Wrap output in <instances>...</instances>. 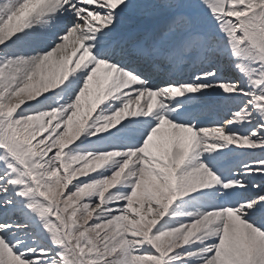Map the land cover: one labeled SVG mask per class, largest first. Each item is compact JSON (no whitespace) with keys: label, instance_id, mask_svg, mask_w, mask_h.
Here are the masks:
<instances>
[{"label":"snow or ice","instance_id":"1","mask_svg":"<svg viewBox=\"0 0 264 264\" xmlns=\"http://www.w3.org/2000/svg\"><path fill=\"white\" fill-rule=\"evenodd\" d=\"M0 264H264V0H0Z\"/></svg>","mask_w":264,"mask_h":264},{"label":"rangeland","instance_id":"2","mask_svg":"<svg viewBox=\"0 0 264 264\" xmlns=\"http://www.w3.org/2000/svg\"><path fill=\"white\" fill-rule=\"evenodd\" d=\"M144 211H146V212H147V209H145Z\"/></svg>","mask_w":264,"mask_h":264},{"label":"bare ground","instance_id":"3","mask_svg":"<svg viewBox=\"0 0 264 264\" xmlns=\"http://www.w3.org/2000/svg\"><path fill=\"white\" fill-rule=\"evenodd\" d=\"M146 212V211H145Z\"/></svg>","mask_w":264,"mask_h":264}]
</instances>
